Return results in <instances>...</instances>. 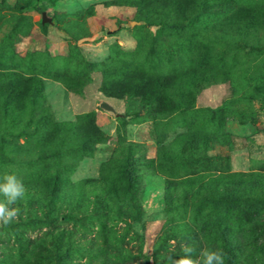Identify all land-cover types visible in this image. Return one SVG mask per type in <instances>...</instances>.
Returning <instances> with one entry per match:
<instances>
[{"label":"rangeland","instance_id":"374dc122","mask_svg":"<svg viewBox=\"0 0 264 264\" xmlns=\"http://www.w3.org/2000/svg\"><path fill=\"white\" fill-rule=\"evenodd\" d=\"M114 1L118 4H109ZM123 1L0 0V81L40 78L41 105L52 122H74L93 112L106 137L89 145L90 156L62 159L58 176L64 188L51 203L46 180L55 174L56 160L31 163L34 142L12 137L35 124L28 123L26 114L3 122L0 175L16 174L26 193L12 205L20 209L18 218L0 225V264H166L168 256L178 258L185 243L193 244L197 253L205 247L217 249L214 205L205 210L208 217L198 212L190 196L183 208L177 202L167 205V195L179 198L182 192L177 186L169 191L166 181L219 171L264 174V51H238L225 44L207 14L184 32L146 26ZM231 1L264 5V0ZM42 13L49 24L41 23ZM133 69L174 77L167 90L176 108L173 115L153 118L136 98L105 96V82ZM101 103L113 112L100 109ZM184 134L190 141L207 139L201 161L176 168L172 176L159 172L161 146ZM65 145L52 151H63ZM127 145L132 152L126 153ZM125 154L155 161L151 169L139 168L141 193L126 203L115 196L123 187L120 168L101 174L104 163L120 161ZM101 175L113 185H103ZM28 178L32 188L26 185ZM93 183L100 188L90 187ZM176 207L179 213L166 212ZM58 216L68 218L58 221Z\"/></svg>","mask_w":264,"mask_h":264},{"label":"trees","instance_id":"16d2710c","mask_svg":"<svg viewBox=\"0 0 264 264\" xmlns=\"http://www.w3.org/2000/svg\"><path fill=\"white\" fill-rule=\"evenodd\" d=\"M109 4L118 3L114 1ZM122 4L135 8L138 20L142 24L165 31L193 30L195 24H200L202 17L207 14L210 16L209 23L212 22V28L225 44L235 46L238 51H244L246 48L252 53L264 51V5L252 7L231 0H125ZM71 40L76 42L79 38L71 37ZM47 76L51 79L56 78ZM4 81L5 87L0 91V126L9 119L10 121L20 119L24 114L29 124H35L31 131L22 129L14 132L12 137L34 142L31 150H34L36 155L31 159V163L43 161L53 163L56 160L55 174L46 180L49 181L47 184L49 198L51 203H54V199H58L57 196L64 188V180L58 176L62 159L65 161L76 156L78 158L90 156L92 149L89 145L102 143L106 137L95 125L93 112L80 115L74 122H52L41 105L40 78L27 76L3 79L0 82ZM58 81L66 85L62 79ZM173 81L172 75L160 77L133 69L120 79L105 82L102 92L109 98L122 99L125 96L136 98L148 109V114L153 118H167L176 112L172 97L167 93ZM206 141L205 137L202 140L190 141L189 136L184 134L169 145L161 146L157 156V169L161 173L167 171V174L172 176L176 168L183 169L187 163L198 164L201 161L199 153L204 151L203 145ZM63 143H66L63 151H52L56 147L58 150L61 149ZM129 147L131 148V145L126 146V153L132 152V148ZM154 165L153 159L132 158L125 154L120 161L104 163L101 174L108 169L120 168L123 187L120 193H115L114 190L113 192L116 194V201L126 203L135 200L141 193L143 175L139 168L151 169ZM16 166L20 167L17 164ZM101 176L103 185L107 187L112 184L106 175ZM26 185L32 188L30 178ZM91 186L95 190L100 188L95 183ZM166 186L169 191L177 186L182 192L179 197L181 200L178 196L172 198L167 195V199L165 198L167 205L174 206L177 202L183 208L188 196L192 201L196 200L200 214L210 210L208 206L211 204L214 205L212 213L216 218L217 245L226 253L225 264H264V174H233L226 171L208 176L188 174L186 178L176 183L166 181ZM76 188L78 191L83 190L82 184H78ZM101 194L100 190L99 195ZM103 196L107 198V202H113L108 194L104 193ZM103 208L102 211L106 210ZM179 208L167 209L166 212L179 213L177 210ZM99 214L101 215V212ZM204 215L208 217L210 214L205 212ZM67 218L58 216L57 220L64 221ZM237 255L244 256L240 259Z\"/></svg>","mask_w":264,"mask_h":264},{"label":"clouds","instance_id":"9594fccd","mask_svg":"<svg viewBox=\"0 0 264 264\" xmlns=\"http://www.w3.org/2000/svg\"><path fill=\"white\" fill-rule=\"evenodd\" d=\"M26 193L23 181L16 175L5 173L0 175V225L7 226L16 220L20 209L12 207L21 200ZM197 258L193 259V255ZM226 253L222 249L202 248L199 253L193 244H182L181 253L168 256L166 264H225Z\"/></svg>","mask_w":264,"mask_h":264},{"label":"water","instance_id":"95a60500","mask_svg":"<svg viewBox=\"0 0 264 264\" xmlns=\"http://www.w3.org/2000/svg\"><path fill=\"white\" fill-rule=\"evenodd\" d=\"M41 23H48V24L50 23V20L45 17L44 13L41 14ZM99 108L102 109V110L111 112V113L113 112V109L109 105H107L105 103H101L99 105Z\"/></svg>","mask_w":264,"mask_h":264}]
</instances>
